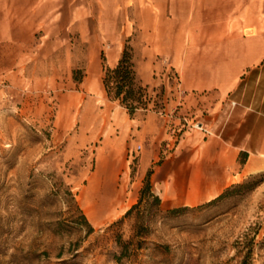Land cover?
I'll list each match as a JSON object with an SVG mask.
<instances>
[{
  "label": "rangeland",
  "instance_id": "1",
  "mask_svg": "<svg viewBox=\"0 0 264 264\" xmlns=\"http://www.w3.org/2000/svg\"><path fill=\"white\" fill-rule=\"evenodd\" d=\"M19 40L0 49V264H118L115 239L134 237L138 212L122 218L137 203L148 170L165 161L188 126L201 140L200 119L190 106L185 113L182 103L173 106L179 119L168 131L172 137L156 144L159 158L143 167L141 158L153 146L143 137L136 141L130 128L139 124L131 120L165 113L176 75L168 71L167 84L148 86L147 107L130 117L105 94V42L93 63L96 40L72 29L43 28ZM77 70L81 81L74 80ZM183 137L193 140V133ZM244 153L228 187L264 178V154L243 170ZM93 182L98 187L90 188ZM68 187L93 232L72 222L77 214ZM230 191L210 205L212 199L176 206L187 209L174 214L151 215L144 205L142 236L122 263L264 264V181L249 192ZM89 192L108 200L104 214L91 208Z\"/></svg>",
  "mask_w": 264,
  "mask_h": 264
},
{
  "label": "crops",
  "instance_id": "2",
  "mask_svg": "<svg viewBox=\"0 0 264 264\" xmlns=\"http://www.w3.org/2000/svg\"><path fill=\"white\" fill-rule=\"evenodd\" d=\"M49 27L95 39L93 63L105 42L103 65L111 68L129 39L145 85L167 84L168 71L176 75L165 113L140 114L131 120L139 126L130 128L138 143L143 137L153 146L141 158L147 167L159 158L156 144L172 137L168 131L176 128L179 112L190 106V115L200 119L201 140L188 126L174 151L153 169L152 189L163 209L220 195L237 171L241 151L248 154L243 170L260 163L264 0H0V49ZM186 133H193V140L184 138Z\"/></svg>",
  "mask_w": 264,
  "mask_h": 264
},
{
  "label": "trees",
  "instance_id": "3",
  "mask_svg": "<svg viewBox=\"0 0 264 264\" xmlns=\"http://www.w3.org/2000/svg\"><path fill=\"white\" fill-rule=\"evenodd\" d=\"M80 71H74V80L81 81L83 76L79 79L76 77ZM80 74H82L80 72ZM102 84L106 96L113 101L119 102V104L124 107L129 116L133 117L137 110L146 108L149 103V93L148 85L142 83L140 78L137 75L136 64L134 59L133 48L129 43V39L126 40L123 47L120 59L118 63L113 67H104ZM247 156V153H244ZM242 164L244 162H241ZM160 162L155 165H159ZM153 173V167L150 168L147 172V175L144 179L143 187L139 191V197L137 203L134 204L128 211L125 213L124 218L131 216L135 211L138 212L135 223V234L131 241H124L122 235H118L115 239L117 246L120 251L118 255L114 256L115 261L118 264H123V258H131L129 254L130 245L134 243L136 238L141 237V229L144 225L146 219V212L141 211V208L144 205L151 207L154 211L151 215H160L166 212L167 214H174L182 210L187 209V207L181 208H171L164 210L161 206V198L153 192L151 184V174ZM264 178H260L258 181L255 178H251L243 183L235 184L224 189V191L209 201L207 205L213 204L221 199L225 198L230 194L231 189H237L239 191L249 192L253 190L257 185H259ZM67 195L69 196V203L74 208L75 213L77 214L76 218H73V223L77 225H85L89 228L90 232H93V228L88 222L85 214L80 208L75 194L71 191V188H67ZM121 223V220L117 222ZM120 225V224H119ZM241 264H247L246 260H243Z\"/></svg>",
  "mask_w": 264,
  "mask_h": 264
},
{
  "label": "bare ground",
  "instance_id": "4",
  "mask_svg": "<svg viewBox=\"0 0 264 264\" xmlns=\"http://www.w3.org/2000/svg\"><path fill=\"white\" fill-rule=\"evenodd\" d=\"M95 186L98 187L97 182H93V184L91 183L90 188H93ZM88 197L89 199H91V208H93L98 215H102L108 210V200H99V198H96V196H92L91 192H89Z\"/></svg>",
  "mask_w": 264,
  "mask_h": 264
},
{
  "label": "built area",
  "instance_id": "5",
  "mask_svg": "<svg viewBox=\"0 0 264 264\" xmlns=\"http://www.w3.org/2000/svg\"><path fill=\"white\" fill-rule=\"evenodd\" d=\"M169 79V78H168ZM201 126V125H200ZM197 127H198V125H197ZM141 147L140 146H138V150L140 149Z\"/></svg>",
  "mask_w": 264,
  "mask_h": 264
}]
</instances>
